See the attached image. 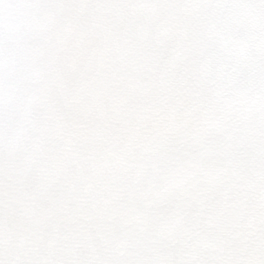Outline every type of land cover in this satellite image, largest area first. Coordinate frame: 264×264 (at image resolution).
<instances>
[{"label":"snow or ice","instance_id":"obj_1","mask_svg":"<svg viewBox=\"0 0 264 264\" xmlns=\"http://www.w3.org/2000/svg\"><path fill=\"white\" fill-rule=\"evenodd\" d=\"M0 264H264V0H0Z\"/></svg>","mask_w":264,"mask_h":264}]
</instances>
